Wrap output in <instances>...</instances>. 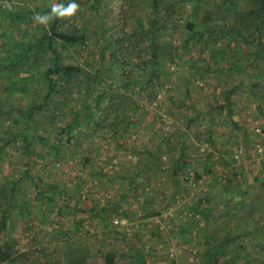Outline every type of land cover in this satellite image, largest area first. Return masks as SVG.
Listing matches in <instances>:
<instances>
[{
  "label": "trees",
  "instance_id": "1",
  "mask_svg": "<svg viewBox=\"0 0 264 264\" xmlns=\"http://www.w3.org/2000/svg\"><path fill=\"white\" fill-rule=\"evenodd\" d=\"M69 2L71 0H42L40 5L24 8L19 3L0 1V79L6 85L3 88L9 89L4 94L0 92V120L9 113L25 124L22 138L26 154L37 165L47 158L53 162L68 152L71 158H84L80 160L84 167L81 172L89 167L87 152L78 148V139L83 134L80 132L81 116L86 117L85 110L73 122L58 126L69 116L70 105L75 100L80 102L73 98L71 88L81 91L83 105L91 107L92 128L110 129L124 137L129 136L133 123L139 117L135 96H143L147 92L151 97L157 96L163 89L160 86L169 84L177 71L182 73L181 62H184L183 68L190 82L201 79L207 85L212 80V85L222 91L219 113L225 112L232 119L231 98L235 94L234 89L240 88L239 83L232 80L234 73L249 76L251 83L248 88L253 90L254 96L261 91L264 0H76L79 8L72 17H56L47 25L35 21V16L49 14L53 5L67 6ZM115 3L122 7L118 16L110 11ZM187 3L193 6L202 3L206 7V17L202 16L201 23L197 24L194 23L197 15L190 14L188 21L180 27L178 21L183 18L181 14L186 11ZM109 30L113 32L109 34ZM221 35L234 53L230 46L219 43ZM89 42L98 49L93 55L95 67L90 62L92 58H87L85 65L65 64L66 58L72 57L70 49L81 55ZM187 46L190 50L199 47L197 59H191L192 56L185 51ZM219 48L223 51L221 55ZM212 53L215 59L210 64L195 63L197 60L204 62ZM232 54L234 59L230 60ZM218 57L222 58L220 63ZM209 77L212 79L208 80ZM15 93L27 100L28 110L25 112L17 111L19 107L13 98ZM199 118V115L185 116V131L179 130L181 137L176 141L173 137L177 132H174L170 137H162L154 148L142 145L131 149L137 162L126 169L128 186L124 193H120L122 201L99 203L89 190L90 183L83 179L76 183L78 198L75 201L85 197L83 200L88 211L84 213L91 216L100 212L101 220L112 214L127 216L123 206L126 199L135 196L136 204L145 205L146 219L167 212L174 197L189 199L191 195L187 185L200 178L196 172L191 176L195 170V159L187 153L191 148L189 144H193L192 137L202 136L196 131ZM12 132V139L1 143L0 156L19 138V132ZM209 139L213 142L211 134ZM74 145L76 149H73ZM166 157L169 162L165 161ZM167 175L171 178L168 179ZM23 179L34 187L37 198L47 200V207L39 210L49 225L52 224L50 215L53 212L62 220L75 208L72 198L76 196L65 185L61 189L60 184L44 183L42 177L26 172L22 179L14 181L6 201L7 206L17 207L15 214L4 215L15 223L13 229H7L6 235H21L24 229L20 214H31L27 192L20 187ZM139 179L141 182L137 181ZM83 188L87 190L84 192ZM263 195L258 192L257 200H261ZM64 196L68 198L62 202ZM243 200L242 194L236 192L212 198L192 197L194 216L187 213L177 217L179 225L167 235L168 238L164 231L154 229L152 239L161 243L175 239L179 244L191 247L195 242L191 236L198 228L199 264H264V205L249 208L243 205ZM221 202L226 204L222 208ZM242 206L244 208L240 209ZM233 219H237L240 225H234ZM150 225L145 223L146 229ZM88 239L80 237L75 243L67 242L64 253L55 250L48 241L38 249H28L17 255L12 252V245H0V264H116L117 252L103 251L105 244L100 241L99 253L95 256Z\"/></svg>",
  "mask_w": 264,
  "mask_h": 264
},
{
  "label": "rangeland",
  "instance_id": "2",
  "mask_svg": "<svg viewBox=\"0 0 264 264\" xmlns=\"http://www.w3.org/2000/svg\"><path fill=\"white\" fill-rule=\"evenodd\" d=\"M0 1L15 2L24 8H31L40 5L42 0ZM185 7L186 11L181 14L183 18L178 21L180 27H183L184 23L188 21L190 14L197 15L198 19H194V23L197 24L201 23L202 16L206 17V11H204L206 7L202 3L196 6L187 3ZM121 9V5L119 6L117 3L110 7V11L116 16L119 15ZM112 32L109 30V34ZM179 34H183V32L179 31ZM183 37L187 38L185 35ZM218 40L221 45L230 46L229 42L224 40V36L221 35ZM187 48L188 46L185 47V51L189 52L192 56L191 59L199 57H197L198 46L193 50ZM230 48L234 53V49L231 46ZM97 52L98 49H95L92 42L83 47L81 55L70 49L69 53L72 57L66 58L65 64L85 65L88 61L87 58H92L90 62L95 67L96 62L93 61V55ZM218 52L221 55L222 48H219ZM214 54L207 55L204 62L198 60L193 62L201 63V65L210 64L215 59ZM233 56L234 54L230 60L234 59H232ZM217 59L222 61L220 57ZM180 64L182 73H179L175 68L178 74L171 79L169 84L160 86L163 89L157 96L151 97L148 92L143 96H135L134 99L139 107V117L133 123L129 136L126 137L122 133L115 134L110 129L96 130L92 128L91 107L83 105L84 97L81 91L71 88L70 93L73 98L79 99L80 102L75 100L70 105L69 116L58 126H66V123L73 122L85 110L87 120L81 116L83 124H80V132L83 134L78 139L79 150L87 152V159H89V167L83 172L81 171L84 170V167L80 160L84 158L82 156L71 158V154L68 152L53 162L47 158L42 164L37 165L26 154L27 148L22 138L25 124L9 113L0 120V137H2L0 146L1 143L12 139V130L20 134L14 144L10 145L0 156V202H2L0 203V245H12V252L17 255L28 249H38L41 244L48 241L55 250L59 249L64 253L63 248L66 247L67 242L75 243L81 237L89 238L88 243L92 246V252L96 253L95 256L99 253L100 241L105 244L103 251L114 250L117 252L119 257L116 264H199L200 242L196 234L198 228L191 236V240L195 241L191 247L183 243L179 244L175 239L168 243L155 242L152 239L154 238L153 230L158 228L161 232L164 231L165 237L168 238L167 235L174 230L176 225H179L178 218L187 213L194 216L191 207L193 205L192 197L212 198L219 194L225 196L226 193L236 192L242 194L245 202L243 205H248L249 208L264 205V195L261 200H257L258 197H256L258 192L264 194V88L262 87L257 96H254L248 88L251 80L247 74L239 72L233 75L232 80L237 81L240 85V88L237 89L240 93L231 98L234 103V107L231 105L234 113L232 119L225 112L219 113L218 106L223 101V95L216 85H212L213 81L210 80L212 77L207 78L210 80L207 85L201 79L194 81L193 84L183 68L184 62ZM260 75L262 76V74ZM263 78L264 76L261 78L262 84H264ZM3 86L6 85L0 79V92L4 94V91L7 92L9 89L8 87L4 89ZM222 90L224 92V89ZM20 96L22 95L17 93L13 95L16 106L19 107L17 111L25 112L28 110V102ZM260 105L263 107L262 110H260ZM194 115L200 117L196 131L202 133V136L200 138L192 137L193 144H189L191 148L187 153L192 154L195 159V170L191 172V176L196 172L200 178L187 185L191 195L189 199L181 200L178 196L174 197L167 212H161L162 214L158 216L152 215L149 219L144 217L147 213L145 205L136 204V196L125 201L126 204L123 207L127 216L112 214L106 216V219L101 218L100 220V212L91 214V216L84 213V211H88V205L83 200L85 197L75 201V198H78V195L75 194L77 182L81 179L85 183L89 182L91 185L89 190L99 200V203L122 201L123 196L120 193H124V189L128 186L126 169L137 162L131 149L142 145L145 148H154L157 141L162 137H170L174 132H177L173 137V140L176 141L175 139L181 137L180 133L185 131V116ZM202 116L206 118L204 119ZM234 119L238 124H235ZM209 134H211L213 142H210ZM74 148L76 149L75 145ZM209 154H211L210 157ZM164 159L169 162L168 157ZM26 172L42 177L44 183L60 184L61 189L65 185L69 188L70 193L72 192L76 196L72 198L76 206L62 220L58 218L56 212H53L50 215L52 224L49 225L47 218L40 214L42 210H39L47 207V200L37 198L34 187H30L27 184V179H23L20 187L22 191L27 192V203L32 207L31 214H20L24 229L21 235H6L7 229H13L15 223L4 215L10 212L15 214L14 209L17 208L16 205L7 206L6 201L10 197L14 181L22 179ZM167 177L170 179L171 175H167ZM137 181L141 182V179ZM85 190L87 189L83 188L84 192ZM64 197L62 202L68 198V196ZM221 199L218 200L221 201ZM222 205L226 204L221 202V208ZM76 209H79V212H76ZM43 221L46 223L43 224ZM232 221L234 225L235 223L240 225L237 219ZM145 223H151L149 230L146 229ZM204 223H201L202 227H204ZM52 225H56L53 230ZM17 226L18 224H16ZM62 261H64V256H62ZM92 261H95V258Z\"/></svg>",
  "mask_w": 264,
  "mask_h": 264
},
{
  "label": "clouds",
  "instance_id": "3",
  "mask_svg": "<svg viewBox=\"0 0 264 264\" xmlns=\"http://www.w3.org/2000/svg\"><path fill=\"white\" fill-rule=\"evenodd\" d=\"M78 8L79 4L76 2V0H71L67 6L63 4L53 5L49 14L37 15L34 17V19L39 24L47 25L56 17H72L77 12Z\"/></svg>",
  "mask_w": 264,
  "mask_h": 264
},
{
  "label": "crops",
  "instance_id": "4",
  "mask_svg": "<svg viewBox=\"0 0 264 264\" xmlns=\"http://www.w3.org/2000/svg\"><path fill=\"white\" fill-rule=\"evenodd\" d=\"M217 61H218V63L221 62L219 59H217ZM218 63H217V64H218ZM234 75H236V73H234ZM262 76H264V74H263ZM248 77H249V76H248ZM263 79H264V78H263ZM232 87H233V86H232ZM262 87L264 88V84H262ZM238 91H239V90L234 89V93H235L236 95H237V93H240V92H238ZM251 91H252V90H251ZM242 92H243V91H242ZM235 94H234V95H235ZM251 94H252V93H251ZM252 95H253V94H252ZM261 96H262V95H261ZM260 103L263 104V102H260ZM231 105H232V106L234 105V103H233L232 101H231ZM232 106H231V107H232ZM233 107H234V106H233ZM262 108H263L262 105H260V110H262ZM234 120H235L234 122H235V124H236V123H237V122H236V119H234ZM237 124H238V123H237Z\"/></svg>",
  "mask_w": 264,
  "mask_h": 264
},
{
  "label": "built area",
  "instance_id": "5",
  "mask_svg": "<svg viewBox=\"0 0 264 264\" xmlns=\"http://www.w3.org/2000/svg\"><path fill=\"white\" fill-rule=\"evenodd\" d=\"M116 223L118 224V221H116Z\"/></svg>",
  "mask_w": 264,
  "mask_h": 264
}]
</instances>
